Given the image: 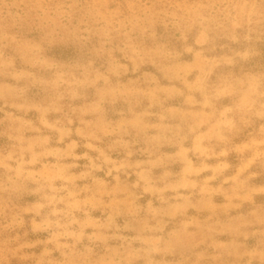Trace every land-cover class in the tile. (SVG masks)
<instances>
[{"label": "clouds", "instance_id": "1", "mask_svg": "<svg viewBox=\"0 0 264 264\" xmlns=\"http://www.w3.org/2000/svg\"><path fill=\"white\" fill-rule=\"evenodd\" d=\"M0 264H264V0H0Z\"/></svg>", "mask_w": 264, "mask_h": 264}]
</instances>
